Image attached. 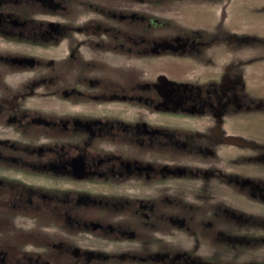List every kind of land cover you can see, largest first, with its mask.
Here are the masks:
<instances>
[{
	"label": "flooded vegetation",
	"instance_id": "1",
	"mask_svg": "<svg viewBox=\"0 0 264 264\" xmlns=\"http://www.w3.org/2000/svg\"><path fill=\"white\" fill-rule=\"evenodd\" d=\"M223 3L0 0V264H264Z\"/></svg>",
	"mask_w": 264,
	"mask_h": 264
},
{
	"label": "rangeland",
	"instance_id": "2",
	"mask_svg": "<svg viewBox=\"0 0 264 264\" xmlns=\"http://www.w3.org/2000/svg\"><path fill=\"white\" fill-rule=\"evenodd\" d=\"M222 11L227 15L228 19L226 24L233 22L235 27H237V35H233V40H231L232 47L234 49H239L241 51V57L245 59H250L256 62L253 64L256 69L264 73V0H224L222 5ZM221 14V12H219ZM225 24V25H226ZM226 57V56H225ZM243 58V59H244ZM263 75V76H262ZM256 84H253L259 89H254V92L250 93L252 97L253 109L252 112H246V116H240L239 120H243V123L238 126V131L241 137L246 138L247 141L252 143L253 149L261 150L264 153V114L260 113L258 110L261 106H264V74L257 72ZM260 79V80H258ZM245 115V114H244ZM229 132L231 131V126H226ZM227 136L233 138V140L241 141V137L226 132ZM256 159L253 156V160ZM264 156H258L259 164H264ZM245 165V164H244ZM260 173L264 174V167H262ZM242 182V181H241ZM259 181L253 180L251 183H258ZM264 182V181H263ZM240 201V200H237ZM15 207L24 206L22 201L14 200ZM239 258L242 259H259L264 260V248H256L250 252L240 251ZM224 256H233L231 250L224 252Z\"/></svg>",
	"mask_w": 264,
	"mask_h": 264
}]
</instances>
